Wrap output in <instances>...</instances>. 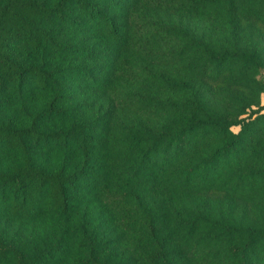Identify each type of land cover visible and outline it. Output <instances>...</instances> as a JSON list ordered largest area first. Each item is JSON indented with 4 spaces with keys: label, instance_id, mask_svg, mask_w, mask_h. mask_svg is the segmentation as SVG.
I'll return each mask as SVG.
<instances>
[{
    "label": "trees",
    "instance_id": "obj_1",
    "mask_svg": "<svg viewBox=\"0 0 264 264\" xmlns=\"http://www.w3.org/2000/svg\"><path fill=\"white\" fill-rule=\"evenodd\" d=\"M262 92L264 0H0V264H264Z\"/></svg>",
    "mask_w": 264,
    "mask_h": 264
},
{
    "label": "rangeland",
    "instance_id": "obj_2",
    "mask_svg": "<svg viewBox=\"0 0 264 264\" xmlns=\"http://www.w3.org/2000/svg\"><path fill=\"white\" fill-rule=\"evenodd\" d=\"M260 99H261V103L264 104V92L261 93ZM232 129H233L234 131H237V130H238L237 127H233Z\"/></svg>",
    "mask_w": 264,
    "mask_h": 264
}]
</instances>
